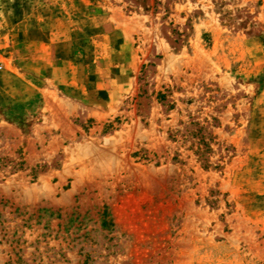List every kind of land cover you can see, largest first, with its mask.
I'll return each instance as SVG.
<instances>
[{
    "label": "rangeland",
    "instance_id": "obj_1",
    "mask_svg": "<svg viewBox=\"0 0 264 264\" xmlns=\"http://www.w3.org/2000/svg\"><path fill=\"white\" fill-rule=\"evenodd\" d=\"M0 264H264V0H0Z\"/></svg>",
    "mask_w": 264,
    "mask_h": 264
},
{
    "label": "crops",
    "instance_id": "obj_2",
    "mask_svg": "<svg viewBox=\"0 0 264 264\" xmlns=\"http://www.w3.org/2000/svg\"><path fill=\"white\" fill-rule=\"evenodd\" d=\"M80 103H81V101H80ZM45 115H47V114H45Z\"/></svg>",
    "mask_w": 264,
    "mask_h": 264
}]
</instances>
